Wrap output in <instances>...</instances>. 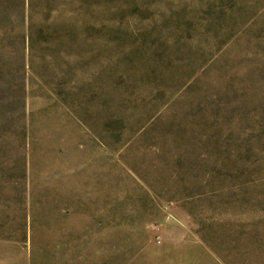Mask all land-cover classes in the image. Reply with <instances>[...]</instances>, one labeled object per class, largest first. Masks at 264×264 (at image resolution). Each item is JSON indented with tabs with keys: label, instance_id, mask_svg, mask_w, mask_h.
<instances>
[{
	"label": "rangeland",
	"instance_id": "rangeland-1",
	"mask_svg": "<svg viewBox=\"0 0 264 264\" xmlns=\"http://www.w3.org/2000/svg\"><path fill=\"white\" fill-rule=\"evenodd\" d=\"M0 264H264V0H0Z\"/></svg>",
	"mask_w": 264,
	"mask_h": 264
}]
</instances>
